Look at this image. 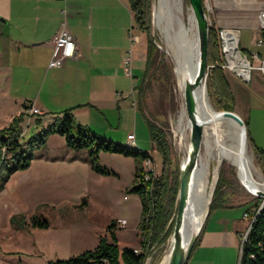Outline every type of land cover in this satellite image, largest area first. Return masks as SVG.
I'll return each instance as SVG.
<instances>
[{
    "label": "rangeland",
    "instance_id": "1",
    "mask_svg": "<svg viewBox=\"0 0 264 264\" xmlns=\"http://www.w3.org/2000/svg\"><path fill=\"white\" fill-rule=\"evenodd\" d=\"M159 3L161 11L157 9ZM190 14L187 0H181L180 12L170 0H153L151 7L150 33L163 63L159 64L157 58L150 69L149 84L141 101V113L137 114L136 125L133 124V118L128 121L131 125L130 131H133L135 136L133 147L150 155V160L142 164L143 168L145 171H152L154 175L160 172L161 158L150 140L144 116L166 133L171 148L172 172L182 164L189 146V131L186 116L184 118L182 114L184 104L177 88L172 54L178 48L175 32L178 17L185 27L190 29ZM135 30L142 40V49L145 47L142 51L146 53V34L136 25ZM239 50L241 51L240 47ZM256 62L251 59L252 65L255 66ZM208 67L204 77L206 97L219 122L224 123L230 119L216 114V111H219L215 108L217 98L210 89L208 74L211 66ZM144 69L145 60L138 56V59L132 62V76L139 77L141 82ZM225 76L233 96V112L245 123L247 137L249 133L260 135L258 122L264 118V112H261L264 109V99L258 92L259 88L264 92V76L253 71L249 83L239 80L228 70ZM36 86L34 80H31L27 87L15 81L11 85L5 70L0 67V131L12 123L10 115L16 106L14 100L21 102L20 109L23 106V99H15L17 93L19 96L20 92L24 91L29 96L27 100L31 101ZM20 109L18 115L21 113ZM127 117L123 115V123ZM33 123L34 120L30 118L24 119L20 124L22 136L19 140L25 154H32L31 166L26 170L14 172L7 178L5 177L8 171L3 167L0 169V264H50L57 260H67L87 250H94L101 237L111 241V233L115 235L120 250L129 248L139 253L141 236L138 223L141 205L138 195L129 192L138 161L132 156L100 152L96 162L106 168L110 175L97 174L90 167L87 151L65 150L58 140L61 139L60 136L50 135L45 143L40 145L43 130L53 122L39 126ZM179 125L183 131L182 136L177 130ZM262 127L264 129V123ZM247 137V154L252 160L254 176L259 179L260 174L264 179V169L256 164ZM120 141L118 145L122 146L126 142L124 139ZM223 142L220 138H214L215 149L212 150L211 138L203 136L200 155L208 160L207 188L208 191L211 188L215 170L217 178L221 173L224 182L218 203L220 201L221 204L224 198L227 206L243 205L234 208L242 211L250 206L249 203L254 201L255 197L240 184L237 169L229 161L232 155ZM67 153L71 158L77 155L78 159H65L63 155ZM10 157V152L1 150L0 166L6 160V166L9 170L12 169L14 163ZM57 157L59 158L56 160ZM209 207L210 204L206 216ZM217 208L221 207H214L211 211ZM12 216L15 218L11 221ZM32 216L41 217L48 223V228L29 226L28 222ZM122 221L125 222L123 226L120 224ZM111 223L115 227L108 229ZM170 245L171 236L164 244L150 245V248H153L144 264H161L169 253Z\"/></svg>",
    "mask_w": 264,
    "mask_h": 264
},
{
    "label": "crops",
    "instance_id": "2",
    "mask_svg": "<svg viewBox=\"0 0 264 264\" xmlns=\"http://www.w3.org/2000/svg\"><path fill=\"white\" fill-rule=\"evenodd\" d=\"M203 6L216 29L238 31L244 55L256 54V65L264 60V46L256 44L262 36L258 21L262 0H203ZM62 11L76 41L75 55L60 67H49ZM131 36L138 39L136 43L131 44ZM141 43L129 0H0V67L11 85L14 81L25 87L31 80L37 83L31 101L24 91L15 96L40 110L38 116H24L34 120L33 125L36 119L48 125L69 111L78 125L98 137L115 144L124 139L126 144L127 135L133 132L128 119L133 118L136 125L141 113L139 87L143 78L141 82L139 77L127 78L123 62L128 51L132 62L138 56L145 60ZM20 103L14 100L11 119L18 116ZM123 115L128 116L124 123ZM263 123L264 118L258 122L260 135L248 134L252 149H264ZM58 140L66 148L64 139ZM63 157L78 159L68 153ZM241 206H225L209 213L186 264H239L242 240L250 225L243 217L248 209H234Z\"/></svg>",
    "mask_w": 264,
    "mask_h": 264
},
{
    "label": "trees",
    "instance_id": "3",
    "mask_svg": "<svg viewBox=\"0 0 264 264\" xmlns=\"http://www.w3.org/2000/svg\"><path fill=\"white\" fill-rule=\"evenodd\" d=\"M129 4L136 27L146 34L147 47L145 54V69L143 80L139 87V108L141 109V101L149 84V77L151 75L150 69L153 67L157 58L159 64H162L163 61L150 33L152 0H129ZM219 62L220 54L216 32L213 27H210L208 34L207 64L211 66L208 74L210 89L215 93L217 98L215 108L219 111L225 110L233 112V96L224 74V69L220 68ZM27 103L30 104L29 101ZM25 105L26 103H23V106ZM24 116L23 114H19L13 117L10 126L0 131V152L1 150L10 152V160L14 163L13 168L10 170L6 166L8 164L6 160L1 164L0 169L3 167L5 171H8L5 178L19 170H26L32 160V154H25V151L19 144V140L22 136L20 124L24 122ZM144 120L150 140L161 158V169L158 175L145 171L143 168L142 164L146 160H150L149 153L142 152L137 147H128L126 144L124 146L114 144L111 141L98 137L88 128L78 125L69 111H65L61 119L55 120L52 125H49L46 130H43V134L40 137V145L45 143L48 136L55 134L64 139L65 147L68 150L73 152L87 151L92 171L100 175H110V172L106 168L99 166L96 162L100 152H112L127 157L132 156L138 161L129 192L138 195L140 200L141 211L138 230L141 236L140 245L143 250L147 245L164 244L171 236L177 211V195L179 188V168L176 167L174 172L171 171V148L166 133L145 116ZM35 124H37V126L41 125L40 119H36ZM247 139L250 143L248 137ZM253 152L256 164L264 169V149H253ZM146 175L147 178H145ZM223 182L224 180L221 173H219L207 216L214 207L227 206V201L224 198H222L221 204L220 201L218 203ZM261 202V199L255 198L254 201L249 203L250 206L247 208L249 212L247 211L246 213L250 216L251 225L241 245L239 264H264V204L261 206ZM14 218L15 217L12 216L11 221L14 220ZM28 225L32 228L39 229H47L49 226L45 220L38 216H32ZM203 226L200 233L202 232ZM114 227L115 225L111 223L108 229H113ZM110 239L111 241H108L107 238L101 237L94 250L85 251L67 260L50 262V264L144 263L145 254L143 252L134 254L133 250L129 248L120 250L118 248L117 239L113 233H111Z\"/></svg>",
    "mask_w": 264,
    "mask_h": 264
},
{
    "label": "bare ground",
    "instance_id": "4",
    "mask_svg": "<svg viewBox=\"0 0 264 264\" xmlns=\"http://www.w3.org/2000/svg\"><path fill=\"white\" fill-rule=\"evenodd\" d=\"M170 1L174 3V7H176L177 11L180 12L181 0ZM157 9L161 11L160 3L157 5ZM157 11L156 16L158 17ZM189 20L192 27L187 29L181 18L178 17L177 28L175 29L176 36L178 38V48L175 49L172 54V60L174 63L173 71L177 80V88L181 95H183L184 84L187 83L189 79L194 78L197 70L199 69L198 38L195 22L191 14L189 15ZM237 65L242 67L245 63L237 60ZM239 73L242 74L243 72L239 71ZM194 100L196 105V117L203 126V136L207 135V137L211 138L212 141L211 147L209 145L210 149H215L213 145L214 138L222 139L224 141L223 143L227 145L229 153L232 155L231 158L229 157V161L237 169L240 184L246 188L248 193L254 189L264 193V179L260 174H258L259 179H256L254 176L255 170L253 168L251 157L247 154L246 143L243 148L240 146V131L238 126H236L232 120L225 121L224 123L219 122L216 115L212 111V106L206 97L204 78L194 88ZM182 114L185 118L184 108L182 109ZM186 121L188 131L190 132V122L187 118ZM177 130L182 136L183 131L181 129V125L178 126ZM185 160L186 157L182 161V165ZM218 162H220V160H218ZM207 167V158H202V156L199 155L197 167L194 170L191 180L189 199L187 201L183 227L181 230V238L185 244H187L191 238L199 232L206 216L208 205L210 204L206 181ZM168 261L169 253L163 259L161 264H168Z\"/></svg>",
    "mask_w": 264,
    "mask_h": 264
},
{
    "label": "water",
    "instance_id": "5",
    "mask_svg": "<svg viewBox=\"0 0 264 264\" xmlns=\"http://www.w3.org/2000/svg\"><path fill=\"white\" fill-rule=\"evenodd\" d=\"M191 15L195 22L196 33L198 38L199 48V69L197 70L194 78L189 79L184 84L183 90V104L187 120L190 122L189 132V150L187 149L186 160L184 164L179 167V188L177 195V211L175 215L173 230L171 234V245L169 249L168 264H186L194 244L198 238L199 232L185 244L181 238V230L183 227L184 213L189 199L190 185L194 170L197 167L198 157L200 155L202 139H203V126L196 117V105L194 100V88L203 80L206 75L208 64V34L209 23L208 17L205 13L203 0H187ZM153 3V0H152ZM216 114L229 117L236 126L239 128V142L240 146L246 143V125L242 119L234 112L231 111H216ZM218 168V167H217ZM216 168V169H217ZM217 173L216 170L212 176L211 188L208 191L209 198H212L216 186ZM246 189V188H245ZM255 198L261 199V206L264 204V193L259 190H251L249 192ZM260 206V208H261ZM251 225V224H250ZM202 227V226H201Z\"/></svg>",
    "mask_w": 264,
    "mask_h": 264
},
{
    "label": "built area",
    "instance_id": "6",
    "mask_svg": "<svg viewBox=\"0 0 264 264\" xmlns=\"http://www.w3.org/2000/svg\"><path fill=\"white\" fill-rule=\"evenodd\" d=\"M263 6L259 11L258 14V21L259 26L262 31L261 38L258 39L257 45L264 46V0ZM206 13V11H205ZM63 15V21L60 25V29L56 32V34L53 37V48L51 53V59L49 62V67H60L64 60L74 57L75 50H76V41L74 36L68 31L66 24H65V11H62ZM209 27H213L216 32V37L218 40V47H219V54H220V62L219 66L220 68L224 70H228L232 74H234L236 77H238L240 80H242L245 83H249L251 80V75L253 71L259 72L261 75L264 76V60H261L258 65H252L251 59H256V54L251 55H244L239 50V44H238V31L237 30H230V29H216L208 20ZM137 38L135 36L130 37L131 44H134L137 42ZM131 51L127 52V56L124 59L123 67H124V73L125 76L129 79L132 78V58H131ZM237 60H240L241 62H244L245 65L240 67L237 65ZM239 71L243 72L242 74L239 73ZM20 114L23 115H35L38 116L41 114L40 110L36 108L31 102L30 104L26 102L25 106H22L20 109ZM135 143L134 134L130 133L127 135V143L126 145L128 147L133 146ZM149 160H146L144 163L148 162ZM152 172V171H149ZM153 173V172H152ZM147 178V175L145 176ZM244 218H247L250 220V216L248 213H245L243 215ZM124 221L120 222L121 226L124 225ZM250 225L247 229V232L249 231ZM247 232L245 233L242 243L244 242ZM153 247L150 248L149 245L146 246V248L143 250L141 248V251L138 253L137 250H133L134 254H145V260L144 263L148 260L149 253ZM143 263V264H144Z\"/></svg>",
    "mask_w": 264,
    "mask_h": 264
}]
</instances>
